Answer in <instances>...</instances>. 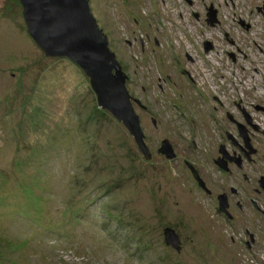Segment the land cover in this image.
<instances>
[{
  "label": "rangeland",
  "instance_id": "obj_1",
  "mask_svg": "<svg viewBox=\"0 0 264 264\" xmlns=\"http://www.w3.org/2000/svg\"><path fill=\"white\" fill-rule=\"evenodd\" d=\"M137 1L89 0L128 76L129 93L149 109L134 103L150 160L127 127L99 106L85 72L35 43L20 1L0 0V264H264V241L247 250L237 225L218 220L182 174L183 159L208 145L194 142L195 130H187L158 86L177 49L191 52L199 71L207 69L195 86L209 95L224 99L220 89L228 86L233 98L256 96L258 84L264 86V60L249 62L254 55L242 43V0L228 6L221 0L216 27L184 18L174 30L179 43H151L155 56L151 47L143 51L127 40L138 39L146 19L162 31L166 15L160 0L149 7ZM166 7L175 10L172 0ZM224 29L235 41L226 45L227 57L219 47L228 43ZM209 36L217 49L205 53L200 43ZM164 138L178 160L158 151ZM166 228L178 235L179 250L167 244Z\"/></svg>",
  "mask_w": 264,
  "mask_h": 264
},
{
  "label": "flooded vegetation",
  "instance_id": "obj_2",
  "mask_svg": "<svg viewBox=\"0 0 264 264\" xmlns=\"http://www.w3.org/2000/svg\"><path fill=\"white\" fill-rule=\"evenodd\" d=\"M170 1L160 0L166 15L162 31L156 29L159 30L157 33L150 20L146 19L145 26L139 29L138 42L127 40V43H140L143 51L147 46L151 47V55L155 56L157 46L165 43V39L166 43H179L174 30L183 26L184 18L206 27H216L221 23L220 8H224L221 0H172L175 10L166 7ZM223 1L227 6L229 2L234 4V0ZM149 3L151 0L137 1V5ZM242 3L244 12L238 22L246 33L242 43L251 48L254 56L249 62L256 64L255 60H264V39L260 34L264 31V0H242ZM190 20L188 23H191ZM132 21L138 24L141 20L138 16L135 20L132 17ZM224 30L228 43H219V47L225 48L223 54L227 57L226 45L232 47L235 41L229 31ZM151 43H155L156 48L150 46ZM215 43L217 40L209 36L200 44L207 53L217 49ZM174 53L175 61L168 62L167 71L161 72L164 85L158 83V86L161 91L167 92L172 107L186 121L187 130H195L194 142L199 140L208 145L205 152L198 150L194 159H183L181 172H187L193 187L207 198L214 216L228 224H236L242 233L239 241L247 250H254L260 246L259 239L264 241V94L260 93L264 91V86L258 84L256 96L243 93L233 98L228 86L220 89L224 99L214 93L209 95L204 91L206 87L195 86L200 78H205L207 69L202 70L203 73L199 71L197 59L189 51L180 53L174 49ZM230 56L236 60V56L231 53ZM135 102L144 107L138 100L135 99ZM155 118L154 114L151 115V121L156 126ZM191 120L194 122L192 127ZM179 156L180 153L176 152L173 158L165 157L174 161Z\"/></svg>",
  "mask_w": 264,
  "mask_h": 264
},
{
  "label": "water",
  "instance_id": "obj_3",
  "mask_svg": "<svg viewBox=\"0 0 264 264\" xmlns=\"http://www.w3.org/2000/svg\"><path fill=\"white\" fill-rule=\"evenodd\" d=\"M27 31L48 57H67L89 77L102 109L110 111L134 137L146 159L151 158L146 135L127 88L128 76L97 23L89 0H19ZM159 151L169 158L175 153L168 139ZM167 244L180 249L178 235L165 229Z\"/></svg>",
  "mask_w": 264,
  "mask_h": 264
}]
</instances>
